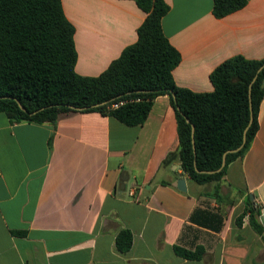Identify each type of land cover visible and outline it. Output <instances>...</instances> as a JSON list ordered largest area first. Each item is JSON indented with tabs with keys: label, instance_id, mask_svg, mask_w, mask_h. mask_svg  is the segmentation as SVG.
I'll list each match as a JSON object with an SVG mask.
<instances>
[{
	"label": "crops",
	"instance_id": "0c3cea01",
	"mask_svg": "<svg viewBox=\"0 0 264 264\" xmlns=\"http://www.w3.org/2000/svg\"><path fill=\"white\" fill-rule=\"evenodd\" d=\"M75 26V70L103 72L146 17L135 0H61ZM162 28L181 60L176 84L210 92L211 71L241 54L264 57V0L223 17L214 0H165ZM258 129L215 192L183 172L175 107L154 98L143 124L77 109L55 123L0 112V264H264V234L237 217L252 206L264 228V96ZM173 156L165 161L168 154ZM185 178V191L177 186ZM128 228L127 252L115 245ZM205 247L187 259L174 244Z\"/></svg>",
	"mask_w": 264,
	"mask_h": 264
},
{
	"label": "trees",
	"instance_id": "16d2710c",
	"mask_svg": "<svg viewBox=\"0 0 264 264\" xmlns=\"http://www.w3.org/2000/svg\"><path fill=\"white\" fill-rule=\"evenodd\" d=\"M135 1L146 12L137 29V40L99 75L86 76L75 70V26L67 18L61 0H0V112L11 121L55 123L61 115L82 108L110 114L126 125H140L147 119L154 98L168 94L176 111L183 172L198 184L215 183L218 194L229 164L247 150L258 129L264 67L251 88L253 120L245 144L227 153L220 171L197 172L195 164L200 170L214 171L220 167L224 152L242 144L250 120L249 84L264 57L251 59L237 54L223 60L210 73L214 87L210 92L180 87L172 71L181 55L161 24L169 10L168 3ZM246 3L247 0H214L213 13L223 17ZM120 101L124 102L112 107ZM191 124L195 126V154ZM172 156L168 154L165 161ZM248 212L250 225L263 235L264 228L252 206L237 217V224ZM132 244L131 230L120 229L115 237L117 249L127 252ZM174 251L187 259H201L205 247L176 243Z\"/></svg>",
	"mask_w": 264,
	"mask_h": 264
},
{
	"label": "water",
	"instance_id": "95a60500",
	"mask_svg": "<svg viewBox=\"0 0 264 264\" xmlns=\"http://www.w3.org/2000/svg\"><path fill=\"white\" fill-rule=\"evenodd\" d=\"M264 67V63L257 69V72L255 74V76L253 77L252 81L250 82L249 84V109H250V120H249V123L248 125L246 126L245 130H244V133H243V141H242V144L240 146H238L237 148L235 149H230V150H227L226 152H224L223 154V157H222V163L220 165V167L214 171H209V170H200L199 168L196 167V164H195V169L197 172H215V171H220L226 164V155L227 153L229 152H234V151H238L242 148V146L245 144L246 142V132H247V129L249 127V125L251 124L252 120H253V106H252V100H251V88H252V84L253 82L256 80L257 78V75L258 73L261 71V69ZM173 96H174V93H172ZM19 105L20 107L25 110L24 106L19 102ZM98 105V104H97ZM71 107H74V106H71ZM77 108V107H75ZM179 108V107H177ZM77 109H82V108H77ZM37 112L34 111V112H31V113H35ZM187 121H190L188 118H186ZM194 130H195V126L194 124H191V137H192V144H193V149H194V154L196 153L195 152V142H194ZM177 186L180 190H183L185 191L187 189L186 187V181H185V178H179L178 181H177Z\"/></svg>",
	"mask_w": 264,
	"mask_h": 264
},
{
	"label": "built area",
	"instance_id": "2783aa9c",
	"mask_svg": "<svg viewBox=\"0 0 264 264\" xmlns=\"http://www.w3.org/2000/svg\"><path fill=\"white\" fill-rule=\"evenodd\" d=\"M140 98H137V100H139ZM124 101H120L119 103H114L112 105V107H117L119 104H122Z\"/></svg>",
	"mask_w": 264,
	"mask_h": 264
}]
</instances>
